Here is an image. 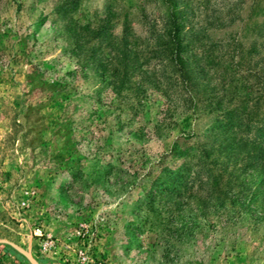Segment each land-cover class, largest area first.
I'll return each instance as SVG.
<instances>
[{"label": "rangeland", "instance_id": "rangeland-1", "mask_svg": "<svg viewBox=\"0 0 264 264\" xmlns=\"http://www.w3.org/2000/svg\"><path fill=\"white\" fill-rule=\"evenodd\" d=\"M137 1L79 0L75 17L107 15L119 33ZM57 2L0 0V264H264V192L236 186L214 212L160 190L163 169L189 162L171 148L210 140V115L151 89L117 98L65 51ZM254 2L211 32L237 63L264 26Z\"/></svg>", "mask_w": 264, "mask_h": 264}, {"label": "trees", "instance_id": "trees-1", "mask_svg": "<svg viewBox=\"0 0 264 264\" xmlns=\"http://www.w3.org/2000/svg\"><path fill=\"white\" fill-rule=\"evenodd\" d=\"M237 1L138 0L115 34L117 22L107 15L95 21L75 17L79 0H58L53 9L63 21L56 34L65 39V51L117 98L124 92L140 99L151 89L173 109L210 115V140L185 150L171 148L189 162L162 170L169 179L160 190L183 208L200 203L215 212L233 202L236 186L241 195L264 192V176L258 180L264 174V26L253 25L256 38L247 52H239L238 63L231 43L211 35L234 23L242 3ZM147 4H152L149 11ZM263 4L255 0L253 8ZM243 63L237 77L235 67Z\"/></svg>", "mask_w": 264, "mask_h": 264}, {"label": "built area", "instance_id": "built-area-1", "mask_svg": "<svg viewBox=\"0 0 264 264\" xmlns=\"http://www.w3.org/2000/svg\"><path fill=\"white\" fill-rule=\"evenodd\" d=\"M94 263H96V262H94ZM98 264H100V263H98Z\"/></svg>", "mask_w": 264, "mask_h": 264}]
</instances>
